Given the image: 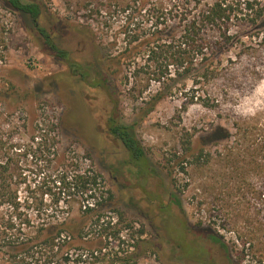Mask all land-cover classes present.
Wrapping results in <instances>:
<instances>
[{
  "label": "rangeland",
  "instance_id": "1",
  "mask_svg": "<svg viewBox=\"0 0 264 264\" xmlns=\"http://www.w3.org/2000/svg\"><path fill=\"white\" fill-rule=\"evenodd\" d=\"M20 1L36 3L40 14L33 23L0 0V131L7 145L31 141V157L26 150L12 149L11 158L18 160L24 176L19 207L50 206L53 196H59L56 169L73 158L80 168L102 177L113 195L112 210L131 226L120 251L108 249L109 264H122L117 258L132 252L129 246L137 240L138 256L128 264H264V215L252 202L254 187L264 177V0H240L241 9L255 2L253 10L242 9L228 34H204V43L222 46L221 53L206 51L216 75L195 92L208 95L210 107L201 100L185 104L194 76L204 70L199 61L198 69L188 73L169 67L171 79L163 85L151 82L146 91L145 81L125 82L126 74L145 63L138 42L150 26L131 0ZM199 1L207 7L215 0ZM126 4L132 10L123 12ZM176 27L173 22L162 35ZM38 28L67 59L44 45ZM129 40L137 41L127 57ZM119 52L123 55L113 60ZM102 68L110 78L119 121L142 147L140 162L131 161L122 143L108 133L110 95L90 86ZM159 90L165 96L142 118L148 105L141 101ZM36 122L56 124L50 138L57 155L34 148ZM70 206L71 217L78 218V204ZM214 212L219 216L213 217ZM10 215L8 207L0 209V218Z\"/></svg>",
  "mask_w": 264,
  "mask_h": 264
},
{
  "label": "trees",
  "instance_id": "2",
  "mask_svg": "<svg viewBox=\"0 0 264 264\" xmlns=\"http://www.w3.org/2000/svg\"><path fill=\"white\" fill-rule=\"evenodd\" d=\"M6 2L12 9L27 15L33 23L36 22L40 14L36 3H22L20 0ZM254 3L247 2L242 9L253 10ZM131 5L134 9L144 11L150 26L149 31L138 39V43L143 45L142 51L146 54L145 63L137 69L134 68L131 74H126L125 82L128 85L132 83L138 85L145 81L146 91L151 82L163 85L165 81L171 79L169 67L176 68L175 71L181 70L183 74L197 70L199 61L204 70L194 76L192 80L194 87L190 96H185L188 97L185 104L201 100L203 106L210 107L208 95L203 97L201 94L196 95L195 92L216 75V68L212 67L213 61L209 59L206 51L212 48V55L217 51L221 53L222 46L220 43L216 46L208 45L202 38L209 31L228 34L230 22L237 20L241 14L240 0H215L207 7L199 0H131ZM126 10H132L130 4L123 7V12ZM261 15L262 13L259 14ZM173 22L178 28L171 31L172 34L162 35L171 28ZM151 27H154L152 32ZM38 33L44 45L55 53L54 55L67 59V53L54 43L44 29L38 28ZM122 34L125 35L126 31L122 30ZM135 41L137 40H129L126 43L124 51L127 57L132 53ZM122 55L123 52H119L112 56V59L117 60ZM88 68L83 67L82 70ZM139 71L145 72V76L142 73L138 74ZM86 73L83 72L82 76L85 77ZM109 82V75L102 68L96 71L95 80H92L90 86L101 88L110 95L108 133L122 143L131 161L140 162L144 159L142 147L130 127L119 121L117 100L110 93ZM142 94L141 92L140 95ZM164 96L165 94L159 90L149 94L147 100H142L141 102L147 103L148 107L143 110L141 117L147 116ZM54 129H56L54 123L43 126L36 122L34 138L37 140L34 148L46 151L49 155H57L50 138ZM1 134L0 131V209L8 207L11 215L0 218V264H95L89 262V259L97 257L103 258V263L109 264L111 261L109 256L106 258L108 249L120 251L119 246L130 239L128 233L131 226L122 213L112 210L113 195L105 188L102 177L92 169L80 168L77 160L69 158L56 169L53 180L58 185L59 196H53L52 204L20 208L18 186L21 177L24 176L19 172L18 160L11 156L15 154L13 150L18 149L26 150V156L31 157V141L28 144L7 145L4 142L5 137ZM260 179L261 181L254 187L256 197L252 198V202L256 210H259L258 213L264 215V177ZM71 202L79 206L78 218L71 217ZM31 212H34V218L31 217ZM215 216H219L218 213L214 212L213 217ZM209 232L213 235L211 237L214 241H218L216 234L214 235L211 230ZM95 233L97 234L94 236ZM93 236L98 239V244H101L98 248L91 239ZM232 239L235 242L237 240L236 236ZM136 242L129 246L132 247V252L119 257L118 252H115L120 263L128 264L130 261L135 263L138 256L134 252L138 246ZM109 244L112 245L109 247ZM242 246L248 252L249 244L243 241Z\"/></svg>",
  "mask_w": 264,
  "mask_h": 264
}]
</instances>
